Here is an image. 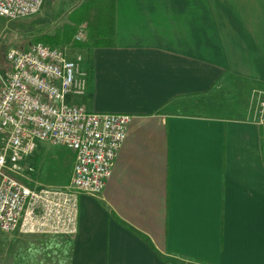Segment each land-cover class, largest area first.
Listing matches in <instances>:
<instances>
[{
  "label": "crops",
  "instance_id": "obj_1",
  "mask_svg": "<svg viewBox=\"0 0 264 264\" xmlns=\"http://www.w3.org/2000/svg\"><path fill=\"white\" fill-rule=\"evenodd\" d=\"M84 40L82 105L133 119L67 264H264V0H116L114 45ZM64 147L25 164L66 186Z\"/></svg>",
  "mask_w": 264,
  "mask_h": 264
},
{
  "label": "built area",
  "instance_id": "obj_2",
  "mask_svg": "<svg viewBox=\"0 0 264 264\" xmlns=\"http://www.w3.org/2000/svg\"><path fill=\"white\" fill-rule=\"evenodd\" d=\"M46 0H0V15L12 19L38 14ZM84 27V26H83ZM81 30L77 40L84 39ZM84 57L35 41L7 52L11 71L1 77L0 231L75 235L81 194L100 195L113 173L133 116L98 112L68 102L88 91ZM256 122L264 127V100ZM37 141L65 146L75 153L69 184L33 187L12 173Z\"/></svg>",
  "mask_w": 264,
  "mask_h": 264
},
{
  "label": "rangeland",
  "instance_id": "obj_3",
  "mask_svg": "<svg viewBox=\"0 0 264 264\" xmlns=\"http://www.w3.org/2000/svg\"><path fill=\"white\" fill-rule=\"evenodd\" d=\"M78 1L80 0H46L38 14L25 18L12 19L0 15V88L1 77H6L11 71V64L7 60L8 50L13 46L28 47L36 41L37 36L44 32L51 33L61 27L68 20L70 10L77 5ZM79 49L67 48L69 57L73 58L81 53ZM83 98L84 96H73L68 99V102L82 105ZM4 146L5 137L0 133V152ZM68 152L71 153V151ZM28 156L30 154L25 155L20 161L19 172L12 174L30 185L35 184H32L28 178L41 181V187L51 185L56 187L55 185L60 181V178H57L60 165L51 163L46 170L44 168L43 171H38L37 167L36 170H30L25 164ZM75 235L0 231V264H67L71 248L70 239Z\"/></svg>",
  "mask_w": 264,
  "mask_h": 264
},
{
  "label": "trees",
  "instance_id": "obj_4",
  "mask_svg": "<svg viewBox=\"0 0 264 264\" xmlns=\"http://www.w3.org/2000/svg\"><path fill=\"white\" fill-rule=\"evenodd\" d=\"M84 26V27H83ZM83 30L87 40L96 46H112L116 33V0H86L68 14V20L51 33L41 34L36 41L62 49L85 46L86 41L77 40Z\"/></svg>",
  "mask_w": 264,
  "mask_h": 264
}]
</instances>
